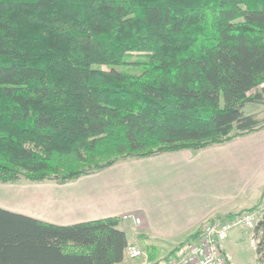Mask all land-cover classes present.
Segmentation results:
<instances>
[{
	"label": "trees",
	"instance_id": "1",
	"mask_svg": "<svg viewBox=\"0 0 264 264\" xmlns=\"http://www.w3.org/2000/svg\"><path fill=\"white\" fill-rule=\"evenodd\" d=\"M138 71L119 69L131 53ZM106 66L107 68H103ZM264 0H0V182L78 179L264 128ZM264 204L217 214L224 220ZM123 216L58 224L0 206V264H123ZM201 226L161 259L178 257ZM264 264V211L255 226Z\"/></svg>",
	"mask_w": 264,
	"mask_h": 264
},
{
	"label": "crops",
	"instance_id": "2",
	"mask_svg": "<svg viewBox=\"0 0 264 264\" xmlns=\"http://www.w3.org/2000/svg\"><path fill=\"white\" fill-rule=\"evenodd\" d=\"M137 160L132 162L145 160L147 165L144 166L149 169H140L139 178L135 179H146L151 173L155 177L164 175L170 180L164 183V188L140 194L134 205L123 193L119 194L120 187L122 192L125 190L124 183L98 177L101 172H96L67 183H56L58 185L46 197H37L41 206L37 213H23L58 224L135 213L141 222H132L138 235L128 233L129 242L144 249L148 261L149 255H157L156 259H159L215 215L256 203L259 196L250 205L236 204L235 199L238 186L243 192L253 188L254 175L250 170L253 164L257 165V174H264V128L200 150L167 151ZM238 174L241 176L239 180ZM85 176L87 179H83ZM68 183L73 186L61 187ZM261 187L264 188V183ZM163 244L170 245L168 250L165 251ZM123 264H128L126 259Z\"/></svg>",
	"mask_w": 264,
	"mask_h": 264
},
{
	"label": "rangeland",
	"instance_id": "3",
	"mask_svg": "<svg viewBox=\"0 0 264 264\" xmlns=\"http://www.w3.org/2000/svg\"><path fill=\"white\" fill-rule=\"evenodd\" d=\"M140 57H141L140 54L133 52L128 57L127 64L124 66H119L118 68L129 69V71H133V70L138 71L137 64H134L131 61L138 59ZM103 68H107V67L103 66ZM244 112L245 114H255L261 121H264V104L253 103V102L247 103L246 106L244 107ZM129 159L118 161L112 166L97 171L98 173L101 172V174H99L100 176H98V174L97 176L101 178L109 179L110 181L117 180L119 184L124 183L125 190L124 192H122L120 187L119 194L121 195L124 194L123 196H126V200L128 201L131 200V202L134 205L138 202L140 194H148L156 189L164 188V183L170 179L165 178L164 175L155 177L151 173L147 174L148 177L146 179H135V178H139L138 173L140 172V169L148 170L149 168L144 166L147 165L145 160H143L144 162H132V161H138L137 158H134L133 160H129ZM250 170L254 175L253 181L251 183V186L253 188H249L250 191L243 192L239 190L240 187L238 186L237 195H236L237 198L235 199L236 204L250 205L254 203L259 196V192L263 188L261 186L264 183V180H262L264 174L261 172L257 174L258 168L256 164H253ZM87 177L88 176H85L83 179H87ZM240 177L241 176L238 174L237 175L238 180ZM56 183L57 182L54 181H45V182L22 181L16 183L0 182V206L21 212L28 211V212L37 213L36 211L38 207H41L39 206L40 199L46 197L48 193L51 192V189L59 184ZM238 183L239 182L237 181V185ZM69 186H73V185L70 183L66 185H61V187H69ZM255 189L256 191L252 192ZM131 193L132 196H129ZM37 197L40 198L39 201ZM254 211L257 212L255 224L248 228L231 230L228 236L225 238L227 242L223 243L224 246L223 249H225V251L229 253L233 264H257V252H256L257 237L255 233V226L257 224L259 216L261 215L262 211H264V204L259 209H256ZM122 226H124L127 229V232L129 234L134 235L132 233H135L136 236L138 235V232L137 233L135 232L138 229L134 226V224L131 221H123ZM252 240H254L255 242L253 243ZM162 246L166 251L168 250L170 245L163 244ZM165 256L166 255H163L159 259ZM126 260L128 264L131 263L148 264L149 262L147 260V255L134 259L127 256Z\"/></svg>",
	"mask_w": 264,
	"mask_h": 264
},
{
	"label": "built area",
	"instance_id": "4",
	"mask_svg": "<svg viewBox=\"0 0 264 264\" xmlns=\"http://www.w3.org/2000/svg\"><path fill=\"white\" fill-rule=\"evenodd\" d=\"M122 216L124 221L135 224L141 222L140 216L135 213H126ZM256 216V211H246L224 220L208 221L198 240L190 242L178 257L163 264H233L230 256L223 249V242L231 230L253 226ZM126 254L134 259L146 255V251L136 244L129 243Z\"/></svg>",
	"mask_w": 264,
	"mask_h": 264
}]
</instances>
